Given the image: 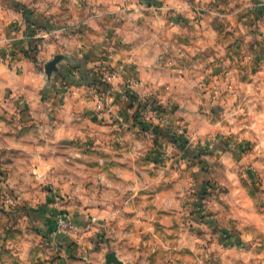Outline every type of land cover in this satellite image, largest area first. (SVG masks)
I'll use <instances>...</instances> for the list:
<instances>
[{
	"label": "crops",
	"instance_id": "obj_1",
	"mask_svg": "<svg viewBox=\"0 0 264 264\" xmlns=\"http://www.w3.org/2000/svg\"><path fill=\"white\" fill-rule=\"evenodd\" d=\"M90 1L67 29L45 7L0 0L12 54L0 65V264H104L112 251L127 264H264V241L238 225L241 208L222 201L233 214L211 211L222 202L204 199L216 189L204 166L175 170L204 148L189 153L174 128L208 124L213 107L235 98L206 93L199 72L206 47H222L206 15L214 0ZM33 29L54 35L34 57ZM57 55L49 82L45 64ZM105 66L113 78L102 84ZM66 153L80 158L69 164ZM62 213L67 234L56 233Z\"/></svg>",
	"mask_w": 264,
	"mask_h": 264
},
{
	"label": "rangeland",
	"instance_id": "obj_2",
	"mask_svg": "<svg viewBox=\"0 0 264 264\" xmlns=\"http://www.w3.org/2000/svg\"><path fill=\"white\" fill-rule=\"evenodd\" d=\"M19 2H27L36 12L40 11V8H47L54 13L50 15L51 21L55 24L61 23V27L66 26L67 29H71L70 26H75L71 25V22L77 21L81 17V15L75 14L76 10L85 12L93 7L90 0H19ZM258 2L261 5L256 7ZM212 3L214 6L206 9V15H209L211 25L216 26L219 30L222 47L220 49L216 46L208 45L206 47L204 55L206 61L202 63L204 65L200 68L201 71L199 70L200 73H204V77L203 79L201 75L200 77L204 88H206V93L212 90L215 95L219 93V89L224 88L222 90H225L227 94L235 90L236 92L233 94L235 98L228 97L224 109L221 111L213 107L208 124H199L198 127L193 128L184 126L174 128V137L184 135L188 139L189 153L197 144H201L204 148L201 150L202 152L200 151L202 153L200 157L194 162L175 163V170L183 166L199 171L204 166L205 177L216 185V189L212 186L209 187L204 199L206 198L207 202L215 200V203L227 201L235 208H241L243 220L242 224L238 221V225L245 231L248 230L255 234L256 241L263 242L264 102L260 95L264 93V0H252V3L250 0H214ZM20 4L16 6L20 7ZM55 4L57 8H55ZM219 7L221 9H218ZM4 18L1 17L3 21H5ZM3 24L5 25V23ZM14 30L18 32L20 27ZM69 32V30L62 31L63 34ZM30 33L33 37L31 43L33 57L50 48L44 40L54 35H46L42 38L40 32L34 29L30 30ZM6 42L1 33L0 44L2 47L0 49H4L6 60L0 61V65L9 64L11 61L9 56L12 54L5 50ZM178 52L181 57H184L183 52ZM255 56L260 61L256 62ZM181 57L178 56V58ZM224 61H227V64ZM181 67L183 66L181 65ZM103 68H107V66ZM219 75L220 77H217ZM237 92H240L241 96L237 97ZM244 93H248V96ZM205 99L208 100L207 97ZM24 129L17 126L20 134L24 132ZM2 134L9 133L3 131ZM219 138H229L230 141L229 143L219 142ZM76 155L77 157H75ZM79 158L78 153H66L65 162L70 164ZM67 166L69 167V165ZM101 194L104 195L105 192L99 191L98 196L100 197ZM187 194L188 197L184 200L189 201V207H185V209L191 213L193 209L190 202L194 199L192 188ZM219 206L217 209L219 212H216L214 204L210 209L218 216H220V212L224 213L226 217L233 214V211L226 212L227 208L224 202ZM182 211L181 213H183ZM245 218H248L249 221ZM236 228L242 230L240 227L236 226Z\"/></svg>",
	"mask_w": 264,
	"mask_h": 264
},
{
	"label": "built area",
	"instance_id": "obj_3",
	"mask_svg": "<svg viewBox=\"0 0 264 264\" xmlns=\"http://www.w3.org/2000/svg\"><path fill=\"white\" fill-rule=\"evenodd\" d=\"M0 47L1 44H0ZM4 49H0V61H5L6 57H4L3 53ZM99 74V81L102 84H107L109 83L112 78H113V72L109 70L108 68H103ZM153 108V107H152ZM152 108L149 106L147 107L146 114L149 116V113L152 112ZM73 229V224L71 222V218L69 217L68 214L62 213L57 217V223H56V233L60 234H67Z\"/></svg>",
	"mask_w": 264,
	"mask_h": 264
},
{
	"label": "water",
	"instance_id": "obj_4",
	"mask_svg": "<svg viewBox=\"0 0 264 264\" xmlns=\"http://www.w3.org/2000/svg\"><path fill=\"white\" fill-rule=\"evenodd\" d=\"M62 60H63V56L57 55L52 61L45 64L44 70L49 82L51 81V78L54 75V73L59 71L58 65ZM104 264H127V263L120 260V258L117 256V253L112 251L106 254Z\"/></svg>",
	"mask_w": 264,
	"mask_h": 264
},
{
	"label": "trees",
	"instance_id": "obj_5",
	"mask_svg": "<svg viewBox=\"0 0 264 264\" xmlns=\"http://www.w3.org/2000/svg\"><path fill=\"white\" fill-rule=\"evenodd\" d=\"M158 109V108H157Z\"/></svg>",
	"mask_w": 264,
	"mask_h": 264
}]
</instances>
